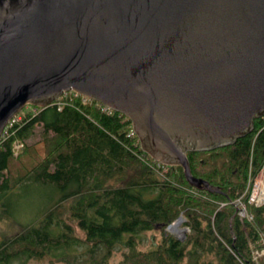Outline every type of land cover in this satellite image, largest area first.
<instances>
[{
  "label": "water",
  "instance_id": "obj_1",
  "mask_svg": "<svg viewBox=\"0 0 264 264\" xmlns=\"http://www.w3.org/2000/svg\"><path fill=\"white\" fill-rule=\"evenodd\" d=\"M68 90L125 114L193 187L222 190L186 152L231 144L264 114V0H0V133Z\"/></svg>",
  "mask_w": 264,
  "mask_h": 264
},
{
  "label": "trees",
  "instance_id": "obj_2",
  "mask_svg": "<svg viewBox=\"0 0 264 264\" xmlns=\"http://www.w3.org/2000/svg\"><path fill=\"white\" fill-rule=\"evenodd\" d=\"M70 93L31 106L0 143V220L18 224L0 239V264L44 258L108 264L117 251L122 264H264V253L254 258L264 248V202L247 203L251 217L234 214L231 203L249 166L264 172V114L231 144L186 152L192 173L222 189L207 191L190 185L180 165H162L146 153L125 114ZM36 123L48 151L13 174V142L31 135ZM31 185L45 192L43 201L19 220L20 189ZM180 213L189 227L182 239L163 231L155 246H138L144 230L164 228Z\"/></svg>",
  "mask_w": 264,
  "mask_h": 264
},
{
  "label": "rangeland",
  "instance_id": "obj_3",
  "mask_svg": "<svg viewBox=\"0 0 264 264\" xmlns=\"http://www.w3.org/2000/svg\"><path fill=\"white\" fill-rule=\"evenodd\" d=\"M70 91H73V90H68V91L63 92L58 97H56L53 101L59 102L60 99L64 98V96L66 97L67 95H71ZM74 92H76V91H74ZM78 94H80V93H78ZM89 99H92V98H89L85 95L82 96L83 102H87ZM96 101H98V100H96ZM98 102H100V101H98ZM100 103H102V102H100ZM31 106H35V105L26 104L22 108H20L10 118V119H12L14 117V119H12V121H10V119H9L6 122L3 129H7V133H10L11 132V130L9 128L10 124L12 125L14 123V121L15 122L20 121L21 118L23 117L24 113L27 110H29V109H31L32 111L35 110V108H33ZM25 107H26V109H25ZM109 109H111V108H109ZM40 129H41L40 124L36 123L35 129L32 132V134L22 140V141H25V144H22V141L14 140L13 145H12V149H13L15 157L11 158L10 164H9L10 170L13 174H23L30 167H32L34 165V163L39 161L45 155V153L48 151L47 145L45 146L44 142L42 140V135L40 134ZM2 131H1L0 135H2ZM7 133H6V135H7ZM2 141H4V140L0 139V143ZM137 141L139 143V140H137ZM252 169H253V167H252ZM261 180H262V178L258 179L259 182ZM20 192L21 193L18 196L17 203H16L15 210H14V214H15V217H17L19 220L25 221L26 219H28L29 217H32L35 214V209L37 208V204H39L43 201V197H44L45 192L38 187H33V185H31L30 187L28 186L24 189H20ZM231 203L234 206V212L233 213L240 217V215L237 213V206L235 205L234 201L233 202L231 201ZM181 214L182 213H180V215ZM182 217H183V215H182ZM12 219H14V220H12ZM174 220L171 221L169 224L164 225V228H161V225H159L158 227H152L150 229L144 230L142 232V241L138 244V246L142 249L155 246L159 242V240L161 239L163 231L168 232V233H172V234L179 236V237H184L185 234L189 230V227L184 222V217L182 220L179 219L181 221L179 226H180V228H182V231L180 233L173 230V229H170V226L174 222L177 221V220L176 221H174ZM17 227H18V224L15 222V218H2L0 220V239L3 236H8L9 234L13 233L17 229ZM262 253H264V248L259 250V252H257V251L254 252V258L260 256V254H262ZM121 258H122V254L120 253V251H117L108 260V262H109L108 264H122ZM8 264H65V263L62 261H55V260H51V259L49 260L47 258H44V259H28L27 261L12 260Z\"/></svg>",
  "mask_w": 264,
  "mask_h": 264
},
{
  "label": "built area",
  "instance_id": "obj_4",
  "mask_svg": "<svg viewBox=\"0 0 264 264\" xmlns=\"http://www.w3.org/2000/svg\"><path fill=\"white\" fill-rule=\"evenodd\" d=\"M12 119H14V117ZM12 119H10V121H12ZM6 133H7V129H3L2 135H0L1 140H3ZM156 161L160 162L158 160ZM163 164L164 163H162V165ZM164 165H168V164H164ZM164 167H165L164 170H166L167 167L166 166ZM260 178H262V180L259 182L258 179ZM244 197L246 198V201L244 200ZM233 201L235 205L237 206V213L241 217H251V215H249V212L247 210V203L249 204L253 203V204L259 205L264 202V172H263V169H259L256 173H254L252 168L249 167L248 176H247L244 188L242 190V193L236 199L232 200V202Z\"/></svg>",
  "mask_w": 264,
  "mask_h": 264
},
{
  "label": "bare ground",
  "instance_id": "obj_5",
  "mask_svg": "<svg viewBox=\"0 0 264 264\" xmlns=\"http://www.w3.org/2000/svg\"><path fill=\"white\" fill-rule=\"evenodd\" d=\"M181 220V219H180ZM180 220H177L176 222H174L171 226H170V229H173L177 232H181L182 231V228H180L179 224L181 223Z\"/></svg>",
  "mask_w": 264,
  "mask_h": 264
}]
</instances>
